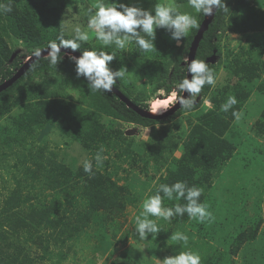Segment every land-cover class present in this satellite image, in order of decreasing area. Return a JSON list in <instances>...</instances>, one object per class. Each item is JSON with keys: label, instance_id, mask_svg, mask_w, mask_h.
Returning a JSON list of instances; mask_svg holds the SVG:
<instances>
[{"label": "trees", "instance_id": "obj_1", "mask_svg": "<svg viewBox=\"0 0 264 264\" xmlns=\"http://www.w3.org/2000/svg\"><path fill=\"white\" fill-rule=\"evenodd\" d=\"M224 3L228 9L215 10L194 56V59L204 60L215 75L216 64L220 62L221 55L220 39L227 31L243 33L246 30L259 31L264 28V13L255 10L251 0H224ZM0 4L11 7L10 12L0 11V83L11 77L22 65L24 58L32 56L35 49L47 48L50 41L58 42L57 38L61 35L65 39L73 37L74 33L64 30L60 9L48 7L46 0H0ZM204 16L203 13H197L199 24ZM196 30L197 28L191 30L177 42L172 39L168 30L157 28L153 41L155 48L152 51L143 52L138 46L132 49L133 57L142 60L141 70L148 76L151 92L162 90L168 94L186 77L184 59ZM5 35L22 42L26 53H16L18 48H11L4 39ZM86 50H102L114 54L116 57L109 65L113 71L127 68L123 52L114 45L104 47L97 40H88L82 42L80 50L75 53L81 55ZM213 56L217 60L210 62L209 59ZM257 64L249 59L241 60L239 55L229 61L226 58V68L233 70L237 79L231 85H222L213 90L205 85L192 109L196 111L200 107L194 116L195 121L191 123V119H187L190 127L185 136L178 135L175 140L162 136L158 142L149 146L150 150L161 154L160 150L166 143L173 148L181 141L180 156L172 157L174 167L166 168L165 174L158 176L157 186L184 181L190 187L203 188L200 201H204L213 177L234 152L233 143L225 137L234 117L231 110L221 112L220 106L229 95H234L238 100L234 108L240 111L250 93L241 80L253 82L260 79V64L258 67ZM34 74L46 75L45 82H53L64 89L71 88L77 97L62 90L51 92L43 88L42 84H33L31 76ZM114 87L134 104L148 109L146 96L141 91L134 90L127 74ZM259 90L264 91L263 83L259 85ZM204 98L210 101L211 107H202ZM14 108L19 111L18 114L11 115L10 126L0 124V149H3L0 150V162L14 152L13 147L24 148L26 139H36L46 126L59 130L63 136L69 137L73 143L89 152L109 145L111 135L105 131V116L151 126L162 124L175 118L180 111H186L179 107L166 116L142 117L128 108L112 91H92L86 78L76 77L75 64L66 54L55 66L48 62L46 55L35 59L10 87L0 91V120L8 117ZM254 129L257 134L264 135V111L259 114ZM162 133L164 127L161 128ZM114 135L120 137L121 141L124 140L120 130H115ZM111 147L116 148L115 145ZM47 149L46 143L38 145L34 152L29 148L13 164L17 170L19 166L23 167V174L13 176L15 184L1 200L0 264H60L66 254L62 248L69 241L82 237L83 230L93 215L120 216L124 211L126 202L123 193L127 191L126 186L117 184L108 171L107 161H104L103 169L93 162V174H88L81 165L69 163L63 158L57 159V153ZM28 162L33 166L27 165ZM42 177L43 182L35 192L36 183ZM45 190L47 192L44 193ZM163 203L164 206L171 207L176 202L165 199ZM180 203L184 201L181 200ZM101 217L98 221L103 219ZM188 218L185 214L173 217L171 221L180 223ZM260 223L259 217L252 219L248 234L240 230L235 234V240L240 242L243 238L254 239ZM167 234L168 236H164L159 232L157 238L168 252L176 254L191 250L199 253L201 264H231L228 252L217 250L208 242H198L184 233L189 237L187 246H184L183 242L170 239L171 231Z\"/></svg>", "mask_w": 264, "mask_h": 264}, {"label": "rangeland", "instance_id": "obj_2", "mask_svg": "<svg viewBox=\"0 0 264 264\" xmlns=\"http://www.w3.org/2000/svg\"><path fill=\"white\" fill-rule=\"evenodd\" d=\"M46 1L48 7L55 6L60 9L62 24L66 32L74 33V28L79 26L82 30L89 31V40H97L94 33L87 29L88 12L96 0ZM251 1L255 10L264 13V0ZM117 3L147 10H152L155 3H173L180 12L190 13L197 19V13L189 6L187 0L185 2L117 0ZM4 39L11 48H18L16 53L19 55L26 53L23 43L13 36L5 35ZM220 45V62L216 64L217 83L215 86H210L212 90L222 85H231L237 79L233 70L225 66L226 58L229 61L235 55H239L241 60L249 59L260 64V66L257 64V67H260V79L253 82H248L246 79L241 80L250 91L240 109L243 116L239 121L234 118L225 132V137L234 145L233 156L224 162L213 177L211 188L207 190L203 201L209 206L208 210L212 213L213 219L210 222L200 223L188 218L186 221L173 223L162 218H150L156 220L164 236H168V231L184 232L192 239H197L198 242L205 241L217 250H225L229 254L231 264H264V135L257 134L254 129L259 114L264 111V91L259 90V85L264 84V28L259 31L246 30L243 33L227 31L221 37ZM136 46L132 42L125 49H120L126 58L127 76L134 90L144 93L148 109H151L152 99L162 96L169 97L168 105L171 106L175 102L172 97L173 92L168 95H165L162 90L151 92L148 76L141 70L142 60L133 57L131 53ZM216 60V57L210 59L211 62ZM31 77L33 84H42L41 86L47 88L48 91L62 90L64 93L73 95L74 98L77 97L71 88L64 89L53 82H45L46 75L44 74H34ZM206 101L207 99L204 98L202 107L205 109L211 107V104L209 105ZM168 105L157 113L168 109ZM199 109L200 107L197 110ZM18 111L14 108L8 117L0 120V124L10 126L11 115L18 114ZM196 111H180L175 118L151 126L124 122L105 116V131L111 135V139L108 146H103L102 155L106 157L104 161L108 163V171L112 173L117 184L126 186L127 191L123 193L126 206L120 216L93 215L90 223L83 230L82 237L69 241L62 248L66 254L60 264H159L158 259L175 255L168 252L161 244V240L157 238L159 232L154 237L149 235L145 240H140L135 233V217L142 211L143 200L153 194L158 176L164 175L166 168L174 167L171 159L179 157L182 151L181 141L177 142L173 148L171 144L166 143L165 147L160 150L161 154L150 150L149 146L158 142L162 136L172 140L178 139L176 138L178 135L184 137L190 127L187 119H191V123L194 122ZM162 127H164V133L161 134ZM115 130L122 132L124 140L121 141L120 137L114 135ZM39 133L36 139H26L24 148L13 147L14 152L0 162V205L1 200L15 184L13 176L19 177L23 174V167L19 166L17 170L13 164L27 149L31 148L34 152L38 145L46 143L47 151L57 153V159L63 158L69 163L81 165L85 157L93 159L101 148L100 146L99 149L85 151L79 147V144L73 143L69 137L63 136L59 130L51 126H46ZM111 145H115L116 148L113 149ZM0 150L3 151V149ZM117 153L120 154L117 155ZM28 163L27 165L33 166L32 163ZM103 167L104 162L99 168L103 169ZM42 182L43 177L40 182L36 183L35 192ZM101 216L103 219L98 221ZM113 217L115 219L111 221ZM258 217L261 223L256 237L252 240L243 238L237 242L235 234L240 230L248 234L251 220ZM168 243L167 240L166 245ZM54 260L55 257H53V262ZM45 264H51V262Z\"/></svg>", "mask_w": 264, "mask_h": 264}, {"label": "clouds", "instance_id": "obj_3", "mask_svg": "<svg viewBox=\"0 0 264 264\" xmlns=\"http://www.w3.org/2000/svg\"><path fill=\"white\" fill-rule=\"evenodd\" d=\"M188 4L196 13H203L204 15H211L214 9H228L224 0H188ZM0 11L10 12L11 7L0 4ZM198 27L199 23L194 15L180 12L173 3H155L152 10H147L133 5L117 3L116 0H96L88 12L87 19V29L94 33L95 38L104 47L114 45L117 49L123 50L134 42L143 52H150L155 48L153 41L157 28L168 30L172 39L179 42L191 30ZM73 32L71 39H65L61 35L57 38L58 42L50 41L46 49H35L32 55L39 58L42 52L46 50L48 62L55 66L65 55L61 52V48L71 49L75 52L80 50L82 42L89 40V31L82 30L81 27L77 26ZM67 55L68 59L75 64L76 77L83 76L86 78L92 91L111 92L117 81L124 78L128 73L124 67L113 71L109 65L116 56L102 50H86L79 57L70 53ZM29 57L26 56L23 62ZM187 72L190 74V78L186 76L179 81L171 93L175 104L179 103L180 108L190 111L194 108L197 97L204 86H215L217 77L208 64L201 59L191 60L187 65ZM185 92L188 93L187 98L183 95ZM206 103L210 105V101H206ZM237 104V98L234 95H229L227 100L221 104L220 111L227 113L231 110L232 116L239 121L243 113L234 108ZM146 110L151 111V109ZM152 112L157 113V109L153 107ZM103 152L104 148L101 146L93 159L87 157L83 159L81 166L85 173L93 174V160L97 167L103 165L106 158L102 155ZM202 194L203 188L190 187L184 181L159 184L154 193L143 200L142 211L135 217L136 235L140 240H145L149 235L154 237L161 231L156 220L150 217L162 218L170 222L173 217H182L187 214L189 219H195L200 223L210 222L213 216L208 210L209 206L200 201ZM165 199L176 203L171 207H166L163 203ZM181 200L184 203H180ZM170 239L183 242V245L187 246L189 237L184 233L175 232L171 234ZM158 261L159 264H201V256L197 252L185 250L158 259Z\"/></svg>", "mask_w": 264, "mask_h": 264}, {"label": "water", "instance_id": "obj_4", "mask_svg": "<svg viewBox=\"0 0 264 264\" xmlns=\"http://www.w3.org/2000/svg\"><path fill=\"white\" fill-rule=\"evenodd\" d=\"M214 12H215V9L213 10V13L211 15H205L204 16V19L200 22L199 27L197 28V30H196V32H195V34H194V36L190 42V45L188 48V53H187V59L184 62V64L186 65V76H188V78H190V74H188V72H187V65L191 60H194L195 52H196L197 46L199 44V41H200L204 31L208 28V26H209V24L213 18ZM43 49H46V48H43ZM61 51H63L66 55H67V53H70L76 57L80 56L70 49L61 48ZM46 54H47V52L45 50L42 52L41 56H44ZM35 59H37V58L32 55L26 61H24L22 63V65L11 75V77H9L8 79H6L2 83H0V91H3L6 88L10 87L20 76H22L26 72V70L30 66V63L33 62ZM112 92L122 102H124L128 108L132 109L133 111H135L137 114H139L142 117L154 118V117H159V116H166L168 114L173 113L174 111H176L180 107L179 103H176V104L174 103L163 114L162 113L161 114H156V113L154 114L152 111L146 110L144 108H141L137 104H134L127 96H125L121 91H119L115 87H113ZM183 95L185 98H187L188 93L185 92V93H183Z\"/></svg>", "mask_w": 264, "mask_h": 264}, {"label": "bare ground", "instance_id": "obj_5", "mask_svg": "<svg viewBox=\"0 0 264 264\" xmlns=\"http://www.w3.org/2000/svg\"><path fill=\"white\" fill-rule=\"evenodd\" d=\"M169 97H156L152 99L151 102V111L153 107L157 109V112H160L166 108V106L169 104L170 100L168 99ZM173 100V99H172ZM156 114H161V113H156Z\"/></svg>", "mask_w": 264, "mask_h": 264}]
</instances>
